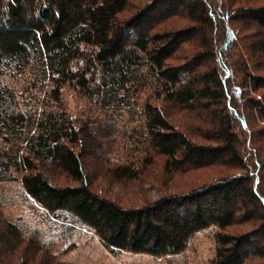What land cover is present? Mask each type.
I'll list each match as a JSON object with an SVG mask.
<instances>
[{
    "label": "trees",
    "instance_id": "obj_1",
    "mask_svg": "<svg viewBox=\"0 0 264 264\" xmlns=\"http://www.w3.org/2000/svg\"><path fill=\"white\" fill-rule=\"evenodd\" d=\"M131 1L0 0V207L10 197L3 191L16 185L24 210L46 228L11 220L0 208V264H17L19 256L12 258L21 240L62 261L56 239L67 242L85 228L113 255H177L193 234L212 226L218 228L212 264H264L251 262L264 259V223L240 235L222 233L239 223L255 225V205L264 215L255 171L264 159L248 165L232 120L248 128L234 102L246 86L250 105L264 118V75L256 74L264 72V3L223 0L226 14L218 16L248 34L231 43L237 34L228 28L227 40L216 48L210 0H156L125 18ZM158 5L168 9L160 16L181 15L189 24L151 34ZM180 43L191 45L193 59L171 64ZM238 44L249 79L236 85L227 81L232 57L228 63L221 54ZM204 49L213 58L218 50V68L205 69ZM193 61L194 72L183 80ZM170 109L192 115L195 135L208 143L192 141ZM121 152L126 162L109 173ZM155 157L173 173L224 171L189 192L137 208L94 191L99 178L136 179ZM53 170L75 185L57 183ZM7 248L12 255L6 259ZM20 259L34 261L24 253Z\"/></svg>",
    "mask_w": 264,
    "mask_h": 264
},
{
    "label": "rangeland",
    "instance_id": "obj_2",
    "mask_svg": "<svg viewBox=\"0 0 264 264\" xmlns=\"http://www.w3.org/2000/svg\"><path fill=\"white\" fill-rule=\"evenodd\" d=\"M155 1L156 0H132L130 3V12L124 14L125 18H128L127 16H129L131 13H135L137 10L142 9L146 5L154 4ZM222 1L223 0H210V3L213 4V11L215 12V24L213 23L214 28L212 37L216 39V48L220 47V44L222 45L224 41L227 40L228 28H234L237 34V38L234 39L231 43L243 39L245 35L248 34V31H243L242 29L238 28L239 24H236L233 27L231 21L229 22V20H227L226 18L221 19L218 16V11L224 12L221 7ZM251 2L252 4H258L264 3V0H253ZM164 7L158 5V7L155 9V13L151 17L152 19H154V29L150 31L151 34L159 31H174L189 24L187 20L181 17V15L173 17L160 16V13L167 12L168 10L164 9ZM160 8L162 9V11L159 12ZM222 12H220L219 14H221ZM245 22L247 23V21ZM244 27L245 26H243V28ZM231 35L232 37H234V34ZM180 44V49L174 52V56H172L173 59L168 60L169 63L180 64L192 61L193 57L191 45H189L188 43ZM201 51L205 52L204 56L206 59L202 61L205 69L209 71V66L210 68H212V66L215 64L217 65V68L219 67L220 55H218L219 52L217 53L218 50L215 51V58H213L212 53L208 52L207 50L204 49ZM240 53L241 47L238 44V47L229 51V53L226 54V52H224L223 54H221L223 61L231 63L229 62V56L231 55V60L236 63L230 65V67H233H231V69H233L234 71L231 78L227 80L228 82L235 81L236 85L242 80V82H245L249 79V75L247 74L245 67H243V58L242 54ZM213 60H215V63L213 62ZM195 63L196 62L193 61L190 70H187L186 73H183V80L188 81L191 72H194L195 70ZM256 74L264 75V72ZM245 88L246 94L241 97V100L235 98L233 94H231V91H229L228 94L231 96V100L237 99L234 100L235 103L239 101V104L241 105L240 107L242 108L240 113H244L247 117L245 119L248 123V128H242L240 122L235 116H232V120H234L233 123L235 122L236 124L237 138L242 144L241 146H244L242 153L243 155L247 156V159H249L248 165L252 164L253 166L254 162L259 161V158L257 157L261 156L260 158L262 160L264 159V118L262 117V113H260L261 111L259 110L258 106L250 105L251 101L249 97L251 95H249L248 93L250 91L247 90V88L250 87L246 86ZM262 92H264V89L262 90ZM241 102H243L242 104H249L247 105L248 107L244 105L247 108L245 110L246 112L243 111L244 106H242ZM170 112L172 114V119L174 120L173 122H175L176 125L180 124L181 128L187 129L188 131L186 135H188V137L192 141L203 144L208 143L201 137L195 135L196 131H194V125H196V123L191 121L192 115L188 117L185 111L181 112L176 109H170ZM119 140H121V137H119ZM258 149L260 150V153L258 152ZM122 155V152L119 155L116 154L114 156L115 160H111L112 162L109 167V173L113 174L114 171L119 169L117 167L122 165L121 163L126 162L127 159H123L124 156ZM162 161V159L155 157V163L151 165L152 167L149 166L150 169L148 170V167L143 171L141 170L137 175L138 177L133 180L126 179L122 181H115L113 179L103 180L99 178L97 180V184H99V187L94 191H96L101 196H106L116 201V203H118L120 206L137 208L153 204V202L155 203V201L167 196L189 192L197 188L198 186L205 185L208 182L218 179L220 177L219 173L224 171V169L221 167H210L185 174L173 173L164 167V163ZM251 169L252 168L248 169V171H250ZM255 171L258 172L259 175L258 186L264 191V167L262 165L260 167L257 166V169ZM52 173L55 178L54 180H56L57 183L61 185H75V182H70L68 179H66L67 177H65V174L60 173V171L53 170ZM2 188H0V192L2 191ZM20 193L21 191L16 185L12 186L11 188H6V190L3 191L2 195L4 197L10 196L6 197L9 201H3V206H1L0 208H2V211L6 213L11 218V220H24V222L28 226L31 225L39 229L41 228L43 232H45V226L35 220L32 214L24 210V200L22 194ZM251 211L252 214L254 216H257L258 218L255 225L252 223H239L238 225L226 229V231L222 233L240 235L258 228L260 224L264 223V215L262 214L261 206L255 205ZM85 230L86 228L83 229V234L78 233L77 235L68 238L67 242L65 239H62L63 242L59 238L56 239L57 244H54L56 245V250L54 251H58L61 253L59 258H61L62 261H58L54 258H49L47 253L39 250L38 247L34 246L33 244L24 242L23 240H21L22 243L20 242V245L18 247H14L17 249L15 250L16 254L12 259L15 260L16 256H19V258L16 259L17 262L15 261V263L21 264L23 260L20 258L23 257L24 253L25 258L31 257L32 259H34L33 264H212L217 254L216 250L218 244L216 242L215 233L218 228L216 226H212L211 228L193 234L191 238H189L187 249L181 254L161 257H155L145 254H134L131 252H121L119 254L113 255L106 248H104L102 243H100L99 238L95 236V234H93L92 232H86ZM46 238L49 239L50 235ZM68 242L74 243H72L70 247L67 244ZM11 252L12 249L10 248H7V251L4 252V256L6 257V259L11 257ZM251 262L264 263V259L255 257Z\"/></svg>",
    "mask_w": 264,
    "mask_h": 264
}]
</instances>
